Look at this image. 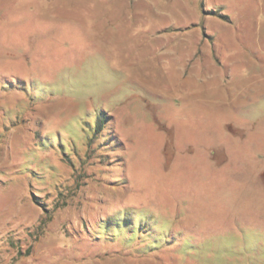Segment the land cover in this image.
I'll use <instances>...</instances> for the list:
<instances>
[{
	"label": "rangeland",
	"instance_id": "rangeland-1",
	"mask_svg": "<svg viewBox=\"0 0 264 264\" xmlns=\"http://www.w3.org/2000/svg\"><path fill=\"white\" fill-rule=\"evenodd\" d=\"M0 264H264V0H0Z\"/></svg>",
	"mask_w": 264,
	"mask_h": 264
}]
</instances>
